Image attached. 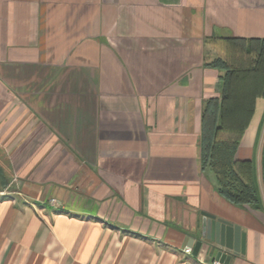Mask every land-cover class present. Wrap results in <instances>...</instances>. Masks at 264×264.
Returning a JSON list of instances; mask_svg holds the SVG:
<instances>
[{"label": "crops", "instance_id": "1", "mask_svg": "<svg viewBox=\"0 0 264 264\" xmlns=\"http://www.w3.org/2000/svg\"><path fill=\"white\" fill-rule=\"evenodd\" d=\"M227 38H264V0H0V264H214L206 214L264 264V98L236 154L263 209L203 160Z\"/></svg>", "mask_w": 264, "mask_h": 264}, {"label": "trees", "instance_id": "2", "mask_svg": "<svg viewBox=\"0 0 264 264\" xmlns=\"http://www.w3.org/2000/svg\"><path fill=\"white\" fill-rule=\"evenodd\" d=\"M222 45L225 57L211 64L224 70L222 97L210 99L203 114V160L213 169L225 198L260 210L263 200L254 161L238 159L236 154L257 100L264 98V38H227ZM262 173L264 182V152Z\"/></svg>", "mask_w": 264, "mask_h": 264}, {"label": "water", "instance_id": "3", "mask_svg": "<svg viewBox=\"0 0 264 264\" xmlns=\"http://www.w3.org/2000/svg\"><path fill=\"white\" fill-rule=\"evenodd\" d=\"M203 236L212 242L219 244L222 249L217 253L216 259L228 264L231 254L223 249H229L236 253H244L246 245V234L242 232L239 225L223 218H215L206 214L203 221ZM200 243L197 244V248Z\"/></svg>", "mask_w": 264, "mask_h": 264}, {"label": "rangeland", "instance_id": "4", "mask_svg": "<svg viewBox=\"0 0 264 264\" xmlns=\"http://www.w3.org/2000/svg\"><path fill=\"white\" fill-rule=\"evenodd\" d=\"M262 133H261V136H260V139H259V146H261V144H262V146H261V153H263L264 152V122H263V128H262ZM261 143V144H260ZM211 170H213L212 168H211ZM214 172V171H213ZM258 182V181H257ZM262 184H263V186H264V182H263V173H262ZM259 186V185H258ZM53 199H56V203H54V204H58V202H59V200H58V198H56V197H52V198H50L49 199V203H52V200ZM53 204V203H52Z\"/></svg>", "mask_w": 264, "mask_h": 264}, {"label": "built area", "instance_id": "5", "mask_svg": "<svg viewBox=\"0 0 264 264\" xmlns=\"http://www.w3.org/2000/svg\"><path fill=\"white\" fill-rule=\"evenodd\" d=\"M6 193V191H0V194H5ZM52 203L54 204V203H56V199H53L52 200ZM185 252H187V253H191L192 252V247H185ZM214 264H224V263H222L220 260H215L214 261Z\"/></svg>", "mask_w": 264, "mask_h": 264}]
</instances>
